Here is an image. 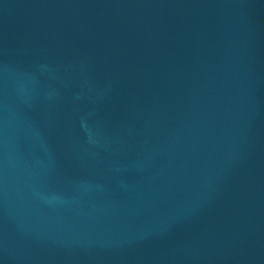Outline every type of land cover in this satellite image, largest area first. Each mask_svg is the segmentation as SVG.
Returning a JSON list of instances; mask_svg holds the SVG:
<instances>
[{
	"label": "water",
	"instance_id": "water-1",
	"mask_svg": "<svg viewBox=\"0 0 264 264\" xmlns=\"http://www.w3.org/2000/svg\"><path fill=\"white\" fill-rule=\"evenodd\" d=\"M0 264H264V0H0Z\"/></svg>",
	"mask_w": 264,
	"mask_h": 264
}]
</instances>
